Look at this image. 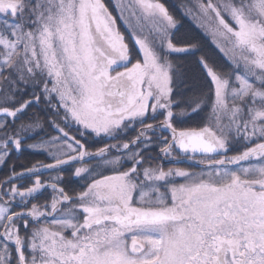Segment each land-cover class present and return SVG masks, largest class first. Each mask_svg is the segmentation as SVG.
I'll return each mask as SVG.
<instances>
[{"label": "snow or ice", "instance_id": "1", "mask_svg": "<svg viewBox=\"0 0 264 264\" xmlns=\"http://www.w3.org/2000/svg\"><path fill=\"white\" fill-rule=\"evenodd\" d=\"M0 264H264V0H0Z\"/></svg>", "mask_w": 264, "mask_h": 264}, {"label": "trees", "instance_id": "2", "mask_svg": "<svg viewBox=\"0 0 264 264\" xmlns=\"http://www.w3.org/2000/svg\"><path fill=\"white\" fill-rule=\"evenodd\" d=\"M190 23H191V22H190V21H188V20H186V21H185V24H186V25H188V24H190ZM197 34H198V35H201V36H202V38H204V39H208V40H210V37H203V34H202V33H200V32H197Z\"/></svg>", "mask_w": 264, "mask_h": 264}]
</instances>
